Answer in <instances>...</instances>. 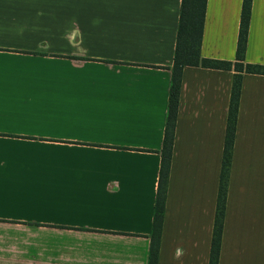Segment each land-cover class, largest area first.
<instances>
[{
    "label": "crops",
    "instance_id": "obj_1",
    "mask_svg": "<svg viewBox=\"0 0 264 264\" xmlns=\"http://www.w3.org/2000/svg\"><path fill=\"white\" fill-rule=\"evenodd\" d=\"M180 5L0 0V264H147ZM241 8L206 0L201 58L236 61ZM244 63L264 66V0ZM233 76L182 70L157 264H208ZM217 264H264L261 75L241 79Z\"/></svg>",
    "mask_w": 264,
    "mask_h": 264
},
{
    "label": "trees",
    "instance_id": "obj_2",
    "mask_svg": "<svg viewBox=\"0 0 264 264\" xmlns=\"http://www.w3.org/2000/svg\"><path fill=\"white\" fill-rule=\"evenodd\" d=\"M251 1L252 0H242L235 54L236 61L232 63L200 57V42L202 37L206 0H181L175 50L172 66L170 68L171 77L168 92L166 122L162 146L158 152L160 155V168L153 206L151 232L149 235L147 264H157L158 262L168 175L174 140L175 121L181 86V76L182 70L185 67H202L207 69L234 71L226 119L224 148L208 259V264L218 263L241 79L243 74L264 76V66L244 63L247 30L251 12ZM32 54L38 55V53Z\"/></svg>",
    "mask_w": 264,
    "mask_h": 264
}]
</instances>
